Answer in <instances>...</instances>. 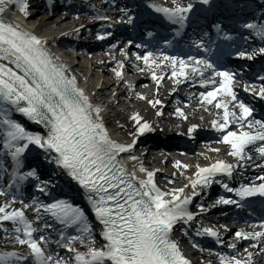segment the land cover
<instances>
[{
	"label": "snow or ice",
	"instance_id": "snow-or-ice-1",
	"mask_svg": "<svg viewBox=\"0 0 264 264\" xmlns=\"http://www.w3.org/2000/svg\"><path fill=\"white\" fill-rule=\"evenodd\" d=\"M202 3L208 4L209 0H202ZM8 5L17 6L25 18L28 17L30 8L29 0H0V130L3 131L0 147L6 150L0 152V179H3L5 174L9 175L11 183L8 184V189L15 188L18 191L20 184L32 178L39 181L36 185L39 192L46 194L51 181L41 180L37 168L23 162L30 146L43 150L45 163L54 164L61 169L88 194L87 198L95 217L103 226L102 237L106 243L100 249L88 247L86 252L79 251L74 246L76 243L85 244L86 241L89 245L93 243L85 236L91 235V229L85 221L84 212L63 200L39 205L35 210L39 215L40 209L43 208L44 213L50 214L65 228H72L80 233L77 236L62 233L60 240L56 242L58 247H63L67 252L74 254L71 259L66 260L59 255H46L41 247V242H45L46 238L40 236L38 242L34 238L37 230L26 219L24 211L12 208L8 202L0 204V226L3 222H11L14 241L21 246H27L35 264H190L182 255L178 244L171 239V232L178 222L187 223L194 219L187 205L192 202L194 196L199 195L195 189L198 186L210 185L213 182L212 177L218 173L231 177L234 166L217 161L210 167L199 168L196 179L190 184L193 191L189 193H185L184 188L171 192L161 191L153 182L154 173L142 166L139 171L146 173L147 178H138L136 172L127 169L119 158L122 153L129 152L134 145L117 143L109 137L101 117L102 109L89 101L83 90L77 86L75 77L70 78L65 74L64 66L57 62L58 58L52 57L44 48V40L4 16ZM191 10V4L176 5L174 8L156 7V11L164 13L172 24L181 27L185 25L187 14ZM131 22L132 18L128 17L127 23ZM243 27L254 30L256 36L264 39V22L260 24L249 22ZM224 39L230 40L232 37L225 35ZM195 46L203 47L199 42H196ZM258 52L264 54V47L259 48ZM256 54L255 51L251 54L240 52L238 56L253 59ZM152 56L153 53L149 52L143 57L137 55L136 58L147 64ZM164 60L170 61L173 77L187 79L189 69L192 73H199L201 76L204 74L199 67H191L184 59L164 56ZM189 60L197 66L213 68L206 60H196L193 57H189ZM152 63L156 61L153 60ZM116 75L120 77L122 73L117 72ZM215 76L222 78L218 87L201 93V102L213 104L218 94L225 97L215 104L217 109L223 110V120L213 121V127L226 133L221 142L230 145L232 150L229 155L240 160H250L251 157H246L244 151L257 141H264V132L253 135L248 131L228 130L233 124H238L241 129L246 126L252 127L248 122L252 109L237 100L233 89V73L215 71ZM153 78L156 79L155 76ZM260 79L264 81V76ZM177 82L179 83V80ZM207 83L216 85L217 81L211 79L203 86H207ZM244 90H251L264 99V86L259 89L248 86ZM159 103L155 101L153 106ZM3 105L11 106L29 121L43 125L46 132L34 134L26 130L20 123L8 118L10 109ZM229 105L238 109L239 114L236 111H229ZM177 112L183 116L179 109ZM132 119L139 124L138 116H133ZM255 123L264 129V122ZM150 130L147 123L140 125L138 129L140 134ZM256 151L264 158V145L257 147ZM130 159L135 160L136 157L132 156ZM25 167L28 170L22 172L21 169ZM9 169H12L10 173ZM257 179L261 182L238 189H233L228 184H224L223 187L228 192H235L241 200L253 196L264 197V175ZM8 195L9 191L0 188V197ZM216 203L239 206L238 201L224 197ZM23 206L29 207L28 204ZM201 211H204L202 206ZM45 227L51 225L46 223ZM203 231L210 236H218L212 229L206 228ZM235 236L237 239L259 242L264 239V231L254 233L238 231ZM229 247L235 248V244ZM252 247L257 245L253 244ZM251 257L252 253H248L247 261L235 256L231 258L221 256L220 259L221 264H250ZM11 258L27 261L29 257L18 255L16 252L0 253V264H7Z\"/></svg>",
	"mask_w": 264,
	"mask_h": 264
},
{
	"label": "bare ground",
	"instance_id": "bare-ground-1",
	"mask_svg": "<svg viewBox=\"0 0 264 264\" xmlns=\"http://www.w3.org/2000/svg\"><path fill=\"white\" fill-rule=\"evenodd\" d=\"M184 4H191L198 2L200 0H182ZM98 4L95 1L92 2H82L81 3V10L80 11H73L70 14H68L65 17H61L59 20H57L62 14H58L56 12H51L48 14L47 17H39L35 15H30L27 19H23L21 17V14L18 13V7L8 5L6 12L4 13V16L9 19L12 22L18 23L21 25V27L24 30L29 31L32 34H36L38 36H42V39L45 41H50L57 37L58 33L60 32V27H62L66 23L73 22L72 26H88L87 20L90 17V14L93 12H88V7L96 8ZM89 13V14H88ZM58 14V15H57ZM106 21L111 20V15L106 17ZM117 62H120V64L123 62L125 63V69L128 72H131L133 75L135 74L137 78V84L136 86H130L129 88L123 89L117 98V103L115 105L116 112H104L102 114L103 123L105 125V128L108 131H111L115 133V137L112 139L117 143H121L124 145L131 144L126 143L123 141V138L120 137L119 129L122 127L117 123L116 117H120L122 119H125L126 117V110L124 108H119L118 105L125 104L128 107L127 108H133L135 115L139 117V120L141 122H147V124L150 126H155L156 124L159 125V131H163L164 129L166 133H171L169 128H172L174 126H180L181 123H186L187 119L185 116H188L189 120H195V124L199 125V127L204 128L206 127L207 123V113L208 108H204L202 110L194 109V107L197 106V98H192L190 100L182 99V91H186V89H189L188 84L189 82L182 79V77H173L171 75L172 73V66L170 64L164 63L163 60H157L156 63H152V61H149L147 64L141 60L140 63L134 65L129 57L123 58L118 53L114 54L109 61V67L108 70H103V73L101 76H95L94 74L91 75L92 79H98L99 82L96 86L93 88L97 89L96 95L100 98V100H104V98L107 96L105 94L106 90H110L115 86L114 82V75L112 74L114 72V69L112 68ZM98 62L95 60L92 61H83L79 60V65L76 67L79 71V74L86 73L89 71H99V66L97 64ZM119 70V68H118ZM153 76L156 77V79L153 78ZM179 80V83L177 82ZM142 88V93H140V89ZM234 89V88H233ZM190 90V89H189ZM235 93H240V90H235ZM143 97V99L141 98ZM181 98L182 103H180L178 106L174 105V101ZM225 99L223 95H220L217 97V100L214 101V105L219 101ZM149 101H152L153 103L155 101H159V104H155L153 106V103H151V109H148V105L146 103ZM187 101L189 103V108L186 113H183V116L179 115L177 112V109L180 110L184 106V103ZM156 107L158 109L163 110V115H155L154 112H151L153 108ZM180 112H182L180 110ZM209 113V112H208ZM216 114V113H215ZM218 116V114H216ZM219 118L216 117L214 121H218ZM156 123V124H155ZM194 124V125H195ZM127 129V127H126ZM210 130L209 128H207ZM128 133L131 134L132 129H127ZM155 137V136H154ZM137 148L134 149V147L129 151V153L132 156H135L136 159L140 161H144L145 164L148 162V159L150 158L151 149L149 151L143 152L141 154L136 155V152L138 149L142 148L139 140L137 141ZM229 145L223 143V147L217 151L218 154L221 156H226L228 152H230L232 149H228ZM247 157V155L245 154ZM233 161L235 163H244L249 164V160L245 159L244 161L240 160L238 157H232ZM262 158L256 157V160L260 161ZM173 160H171L172 162ZM170 163V160L167 161ZM241 164H238L239 168H241ZM200 167H198L196 164H189L186 166L185 169L187 171H178L177 173H174L173 170L176 168L172 166V172H169L167 174H159L160 179L163 182H156V186L161 189V191L165 192H171L172 190L184 188L185 193H188L190 190V184L191 181L196 179V173ZM262 173V172H261ZM262 175V174H259ZM9 175L5 174L3 176V179H0V188L3 190L9 191V195L5 197H0V204L4 202H8L12 205V208L17 209L16 206L17 198H15V201L13 202L12 194L10 193V190L8 188L3 187L4 180L8 179ZM188 186V187H186ZM168 198V197H166ZM208 198H205V201H207ZM41 204V203H40ZM40 204H33L27 209L26 215L29 217H33L38 215L36 212V207ZM202 204H200V201L191 202L187 205L188 211H190V208L198 207ZM42 212V209H40V213ZM4 229H7L8 231L5 232ZM13 231H12V224L11 222H3V225L0 226V242H2L4 245H10L13 243H16L13 239ZM15 245V244H13ZM11 245V246H13ZM79 251H82L80 248H77ZM248 253H252L250 264L258 263V264H264V253L259 252L258 249H251L248 252H245L241 255L240 259L242 261L248 260ZM59 256L64 258L63 252L58 254ZM188 256V254H187ZM194 259H190V264H211V260L205 256H202L201 253H197L193 255ZM217 261H214L215 263ZM254 263V264H255ZM221 264V263H219Z\"/></svg>",
	"mask_w": 264,
	"mask_h": 264
},
{
	"label": "rangeland",
	"instance_id": "rangeland-1",
	"mask_svg": "<svg viewBox=\"0 0 264 264\" xmlns=\"http://www.w3.org/2000/svg\"><path fill=\"white\" fill-rule=\"evenodd\" d=\"M97 9L95 10V11H98L97 13H99V15H103V13H105V11L107 10V9H105V8H103V7H96ZM102 12V13H101ZM41 17V16H40ZM73 22H71V23H66V24H72ZM119 65H120V63L119 62H117L112 68L114 69V71H116L117 69H118V67H119ZM109 71V70H108ZM110 72V71H109ZM96 74L98 75V76H101V72L99 71H97L96 72ZM112 74H114V72L112 73ZM90 82L91 83H93L94 85H96V84H98V82H99V80L98 79H92V78H90ZM117 89V87L116 86H114L113 88H111L110 90H106L105 91V94H108V93H111V92H113V91H115ZM108 98L107 97H105V99L104 100H107ZM146 105H148L149 107H148V109L150 110L151 109V103L150 104H148V102L146 103ZM122 106H124V105H122ZM209 110H212V106H211V109H210V107H209ZM110 111L111 112H116V110L115 109H110ZM158 111H160V109H158V108H156V107H154L153 108V110H151V112H154L153 114H155V115H157L158 114ZM208 112H210V111H208ZM208 112H203V114L204 113H207L208 114ZM187 118H188V116H186ZM116 120H117V123L118 124H120V125H125V123L126 122H124L120 117H116ZM135 124H136V122H133V124L131 125V126H127V129H134V126H135ZM126 134V132L125 131H122L121 133H120V136L122 137V138H125V137H127L125 134ZM2 141H0V143H1ZM143 150L144 149H139L138 151H137V153L138 154H141L142 152H143ZM193 210H197V209H193ZM215 264H218V263H215Z\"/></svg>",
	"mask_w": 264,
	"mask_h": 264
}]
</instances>
